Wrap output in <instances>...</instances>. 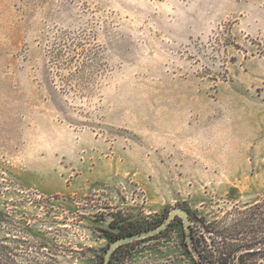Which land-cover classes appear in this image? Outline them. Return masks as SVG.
I'll return each mask as SVG.
<instances>
[{
    "label": "rangeland",
    "instance_id": "rangeland-1",
    "mask_svg": "<svg viewBox=\"0 0 264 264\" xmlns=\"http://www.w3.org/2000/svg\"><path fill=\"white\" fill-rule=\"evenodd\" d=\"M263 194L264 0H0V264H103ZM186 244L175 217L110 264Z\"/></svg>",
    "mask_w": 264,
    "mask_h": 264
},
{
    "label": "trees",
    "instance_id": "trees-1",
    "mask_svg": "<svg viewBox=\"0 0 264 264\" xmlns=\"http://www.w3.org/2000/svg\"><path fill=\"white\" fill-rule=\"evenodd\" d=\"M185 237L193 264H257L264 259V194L226 219L190 223Z\"/></svg>",
    "mask_w": 264,
    "mask_h": 264
},
{
    "label": "water",
    "instance_id": "water-1",
    "mask_svg": "<svg viewBox=\"0 0 264 264\" xmlns=\"http://www.w3.org/2000/svg\"><path fill=\"white\" fill-rule=\"evenodd\" d=\"M175 217H180L182 219V223H183V226L185 228V232L187 233L188 229H189V225L191 223V218H190L189 212L183 208H180V207H173L169 210L167 217L158 226H156L152 229H149L147 231L141 232V233L130 234V235H126V236H119L115 240H113L106 249L103 264H109L111 255H112L113 251L118 246L126 244L128 242H131L133 240L141 239V238L159 233ZM186 239L188 240V237H186Z\"/></svg>",
    "mask_w": 264,
    "mask_h": 264
}]
</instances>
